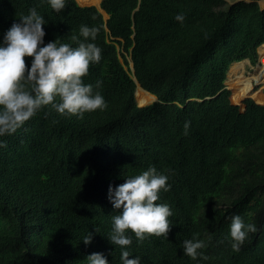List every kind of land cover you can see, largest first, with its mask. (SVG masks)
<instances>
[{"label": "trees", "instance_id": "16d2710c", "mask_svg": "<svg viewBox=\"0 0 264 264\" xmlns=\"http://www.w3.org/2000/svg\"><path fill=\"white\" fill-rule=\"evenodd\" d=\"M31 8L46 21L45 45L59 39L76 47L71 37L81 25L99 29L89 42L102 59L83 80L108 107L83 118L45 107L0 137L7 145L0 148V264H88L93 253L122 264V249L108 240L122 208H113L108 189L150 166L169 176L158 203L170 206L172 229L143 242L129 233L127 250L141 264H264V98L244 103L251 78L224 85L232 64H257L264 9L244 0H101L105 20L76 0L59 13L48 0H0V44ZM180 13L183 23L175 20ZM137 89L158 101L141 102ZM212 96L219 100L205 101ZM233 215L258 229L239 252L231 248ZM197 233L208 260L184 253L183 242Z\"/></svg>", "mask_w": 264, "mask_h": 264}, {"label": "clouds", "instance_id": "9594fccd", "mask_svg": "<svg viewBox=\"0 0 264 264\" xmlns=\"http://www.w3.org/2000/svg\"><path fill=\"white\" fill-rule=\"evenodd\" d=\"M48 3L57 13L66 7V0H48ZM185 19L183 13L175 17L180 23ZM45 24V19L31 8L27 15H21L18 23L11 25L0 44V137L14 134L45 107L60 115L79 118H83L84 113L103 111L108 107L103 96L94 91V86L83 80L90 66L102 59V49L89 42L95 41L99 29L81 25L79 37H71L76 47L61 43L59 39L45 45ZM26 58H31L30 67ZM101 85L102 81L98 80L95 88ZM189 125L190 121L184 125L185 135ZM6 146L0 141V148ZM168 180V175L158 173L150 166L141 174L125 179L115 189L109 186V202L116 210L122 208V213L112 216L113 228L108 240L122 249V264H141L140 257L127 250L133 242L129 233L138 242H143L153 236L167 238L171 231L168 218L173 212L168 204L158 203L160 193L170 190ZM228 219L231 221V248L239 252L249 234L258 229L254 223L246 224L239 215ZM198 237L199 233L183 242L184 253L193 260L198 257L208 260L202 251L208 244ZM92 239L93 233L88 232L82 242L87 246ZM211 239L209 236L208 240ZM87 260L88 264H108L102 253H93Z\"/></svg>", "mask_w": 264, "mask_h": 264}, {"label": "rangeland", "instance_id": "374dc122", "mask_svg": "<svg viewBox=\"0 0 264 264\" xmlns=\"http://www.w3.org/2000/svg\"><path fill=\"white\" fill-rule=\"evenodd\" d=\"M245 1H247V2H256L259 6L264 7V0H245ZM76 2H77V0H76ZM90 6H97V5H90ZM261 49L264 50V47H260L257 50L258 62H257L256 65L253 66V65H251L249 63V61H244L243 62V66H242L243 67L242 71L240 73L236 74V75L235 74L232 75V79L235 80V81L232 80L233 81L232 82L231 79H228V75L230 73V69L234 65H236V64H232V66L228 70V73H227V76H226V80L224 82L225 89H226L227 87L230 88V87L235 86V85L243 82L244 80H247V79H250V78L254 81V82H252V92H251V94H249V96L247 98L244 99V103L254 102V98H253L254 94H256V95L257 94H261L263 96V98H264V69H263V62L260 61V55H259V52H260ZM124 56H125L126 61H127V65H124V67L128 71L129 74H132L130 58H129V56L127 54H124ZM120 61L123 63V59L121 57H120ZM257 69H259V73L257 75H255V76H251V75L255 74ZM235 78H238V79H235ZM230 103L232 105H234V106H237V105H235L232 102H230ZM256 104H258V103H256ZM236 111L241 112V110L239 108Z\"/></svg>", "mask_w": 264, "mask_h": 264}, {"label": "bare ground", "instance_id": "6f19581e", "mask_svg": "<svg viewBox=\"0 0 264 264\" xmlns=\"http://www.w3.org/2000/svg\"><path fill=\"white\" fill-rule=\"evenodd\" d=\"M101 0H77V2L79 3V5L81 6H90V5H99ZM261 47V46H260ZM264 47V46H262ZM259 55H260V61L263 62V69H264V50L261 49L260 52H259ZM243 66V61L241 63H238L236 65H234L231 69H230V73L228 75V79H231V81L233 80L232 79V75L233 74H238L242 71V67ZM235 79H238V78H235ZM235 81V80H233ZM232 81V82H233ZM140 87V86H138ZM228 88V87H227ZM137 95L138 97L140 98L141 102H150V101H154L155 100V97L151 94H149L148 92H145L141 89H137Z\"/></svg>", "mask_w": 264, "mask_h": 264}, {"label": "water", "instance_id": "95a60500", "mask_svg": "<svg viewBox=\"0 0 264 264\" xmlns=\"http://www.w3.org/2000/svg\"><path fill=\"white\" fill-rule=\"evenodd\" d=\"M247 2V1H246ZM102 14H103V16H104V19L106 20L107 19V15L101 10V8H100V3H99V5L98 6H95ZM260 7V9H264V7H261V6H259ZM244 61H248V60H244ZM242 62V61H241ZM241 62H238V63H241ZM131 71H132V74H130V76H131V78H132V80L134 81V83H135V85H136V88H137V86H140L139 84H138V82H137V80L135 79V77H134V73H133V66H132V63H131ZM136 90V89H135ZM212 100H219V99H216L214 96H212V97H208V98H206L205 99V101H212ZM158 100H157V98L155 97V100L154 101H152V102H150V103H148V104H151V103H153V102H157ZM148 104H146V105H148ZM138 106H140V105H138ZM143 106H145V105H143ZM141 107V106H140ZM245 109H243L241 112H243Z\"/></svg>", "mask_w": 264, "mask_h": 264}, {"label": "crops", "instance_id": "0c3cea01", "mask_svg": "<svg viewBox=\"0 0 264 264\" xmlns=\"http://www.w3.org/2000/svg\"><path fill=\"white\" fill-rule=\"evenodd\" d=\"M244 1H245V0H244ZM262 46H264V45H262ZM262 46H261V47H262ZM243 62H244V61H243ZM234 64H238V63H234Z\"/></svg>", "mask_w": 264, "mask_h": 264}]
</instances>
